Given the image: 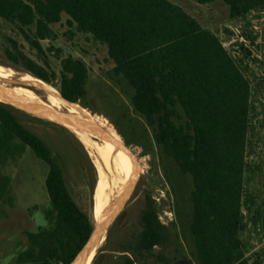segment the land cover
I'll return each mask as SVG.
<instances>
[{
  "label": "trees",
  "instance_id": "16d2710c",
  "mask_svg": "<svg viewBox=\"0 0 264 264\" xmlns=\"http://www.w3.org/2000/svg\"><path fill=\"white\" fill-rule=\"evenodd\" d=\"M226 2L232 18L264 9V0ZM0 18L17 25L37 51L38 60L9 38L14 45L6 48L9 59L57 88L64 100L93 113L99 111L85 101L90 80L86 61L63 56L55 44L45 48L42 42L54 41L55 26L67 18L68 27L105 44L108 62L133 88L132 105L152 129L156 145L192 178L191 230L198 264H264V211L255 210L251 219L262 246L257 249L246 238L254 207L247 180L254 86L247 60L254 55L257 36L244 30L243 40L234 44L235 55L218 35L170 0H0ZM179 110L185 124L175 119ZM109 119L128 145L142 143L131 140L119 121ZM0 122L50 166L48 219L54 228L29 234L42 254L36 264H72L95 231L93 218L74 201L64 169L47 143L1 101ZM142 220L141 252L163 246L168 230L152 198Z\"/></svg>",
  "mask_w": 264,
  "mask_h": 264
},
{
  "label": "rangeland",
  "instance_id": "374dc122",
  "mask_svg": "<svg viewBox=\"0 0 264 264\" xmlns=\"http://www.w3.org/2000/svg\"><path fill=\"white\" fill-rule=\"evenodd\" d=\"M170 1L196 18L204 28L218 35L226 48L235 55L237 47L234 44L243 40L240 36L244 30L258 37L256 45L251 47L254 55L247 60L250 62L248 74L254 86V117L247 172L248 191L254 207L248 216L250 223L246 238L259 249L262 245L258 241L257 227L251 219L256 215L255 210L264 211V9L254 10L245 18H232L226 0H214L207 4H200L196 0ZM66 19L55 26L57 38L54 41H43V46L47 48L55 44L62 49L63 56L71 54L85 60L90 69L85 101L99 112L85 109L100 116L101 121L116 131L109 117L119 121L131 140L142 142L140 145H129L139 165V178L128 188L126 204L103 241L97 245L91 264H198L191 230L194 212L191 202L192 178L185 175L174 159L156 145L152 129L132 105L133 88L123 76L114 72V64L107 60V46L91 35L68 27ZM9 38L16 40L24 54L38 60L36 49L21 29L0 18V86L15 89L21 97H24L23 91L29 89L45 104L65 112L70 111L72 107L67 104L73 103L66 100L64 103L67 104L59 103L52 97L50 89L46 85L44 88L38 81L41 79L9 59L6 48L14 46ZM58 96L62 98L59 90ZM2 103L16 114L27 129L47 143L64 169L66 185L74 201L93 218L97 227L94 206L96 209L98 196L104 198L106 193L111 194L115 208L114 204L120 194L116 193L117 190L114 192L106 188L99 191L98 159L96 153L84 144L88 135L82 136L58 121L37 116L13 103ZM78 105L84 108L82 104ZM175 119L178 123L185 124L187 121L182 110L178 111ZM89 137L93 149L105 156L104 149L109 141L92 134ZM49 171L50 166L38 158L30 147L6 131L0 122V264H36V260L42 257L29 234L54 228V221L48 219V212L52 210L46 187ZM106 173L108 181L112 182V175ZM149 198L157 204L160 220L168 230V239L163 246H157L150 252H141L139 243L144 228L142 217ZM86 253L83 249L72 264H80V257H88Z\"/></svg>",
  "mask_w": 264,
  "mask_h": 264
},
{
  "label": "bare ground",
  "instance_id": "6f19581e",
  "mask_svg": "<svg viewBox=\"0 0 264 264\" xmlns=\"http://www.w3.org/2000/svg\"><path fill=\"white\" fill-rule=\"evenodd\" d=\"M38 81L44 85V88L46 85L50 89V91L52 92V97L54 99H56L59 103L67 104V103H64L65 102L64 99H62L58 96V90L55 87L48 85L47 83H45L41 80H38ZM32 85H33V83H32ZM38 87H40V86H38ZM16 89H18V88H16ZM23 89H24V87H23ZM14 90H10V89H7V88L0 86V100L9 101V103H13V104L17 105L18 107H21L23 109H27V111H29L33 114H36L37 116H42V117H45V118L50 119V120L58 121L61 124H63V126L69 127L70 129H72V131H74L75 133H78L82 136L88 135L87 139H85V141H84V144L86 145V147L88 149H90L91 151H94L96 153V158L98 159L97 161L99 164V179H100L99 180V191H102L105 188H106V190L111 189L114 192L117 190L116 193H118L120 195L116 194V196L117 195L119 196V199L114 204V206L116 205V207H118V206L122 205L123 201L127 197V194L129 191L128 188L131 186V183L134 180L135 171L136 170L139 171V165L137 164L136 158H134V161H135L137 167H135L134 161L131 159V157L128 155L127 152L118 148L115 143L110 142V141H109L110 143L108 142L109 144L107 143V145L104 149L105 150V156L100 155L97 151H95L93 149V146L90 142L91 139L89 137V134L86 132L79 131L76 127V124L72 120H70L69 118L64 117V116L60 117V116L51 115V114H48V113L40 110L38 108V106L35 104V102H38V103H44V102L42 101V99H38L37 96L35 95V93L30 91L29 89L23 91L24 97H21L20 95H18V93ZM25 96H26V98H25ZM67 105L72 107V109L70 111L73 113H77L81 116H82V113L86 114V115H83V117H85V119L88 121V123L91 124L94 128H97V129L98 128H104V129L108 130L109 132H111L118 140L122 141L121 136L117 133V131L113 127H110L109 124L105 123L104 121H101L100 116L98 117V115L91 114L87 109L82 108L78 104H71V105L67 104ZM106 122H107V120H106ZM106 172H109L108 174L112 175V182L108 181V177H107ZM110 195H108V193H106L104 198H101V196L99 195L98 199H97L96 209L94 206V210L96 212L95 218L97 220V228L100 227L107 218L108 212L105 210H106V207L111 202ZM104 211H105V213H104ZM96 248L97 247H95L92 250L89 257H86V255L82 254L83 256L80 257V259H79L80 264H91V262H93L92 260L94 259L95 254H96Z\"/></svg>",
  "mask_w": 264,
  "mask_h": 264
},
{
  "label": "water",
  "instance_id": "95a60500",
  "mask_svg": "<svg viewBox=\"0 0 264 264\" xmlns=\"http://www.w3.org/2000/svg\"><path fill=\"white\" fill-rule=\"evenodd\" d=\"M0 101L1 102H9V101H5V100H0ZM35 104L38 106V108L40 110H42L48 114L60 116V117L64 116V117L69 118L70 120H72L76 124L77 129L81 132H86V133L94 135L97 138H101V139L108 140L110 142L115 143L118 148L127 152L133 161H134V158H136L133 150L123 140L122 136L119 134L118 131L117 132L121 136L122 141L118 140L111 132H109L108 130H106L104 128H98V129L94 128L91 124L88 123V121L85 119V117H83L77 113H73L70 111L65 112V111L60 110L59 108L53 107V106H51L49 104H45V103L35 102ZM134 164H135V167H137L135 161H134ZM138 178H139V171L136 170L132 185H134L137 182ZM125 204H126V198H125V201L122 203V205H120L116 208H113L112 202H110V204L106 207L107 211L110 210L107 214L106 220L104 221V223L100 227H98V228L95 227V231L93 232L91 239L89 240V242L87 243V245L84 248V250L87 252L88 257L91 254L92 250L95 247H97V245L103 241L104 236L110 230L113 223L117 220V218L121 212V209L125 206Z\"/></svg>",
  "mask_w": 264,
  "mask_h": 264
}]
</instances>
